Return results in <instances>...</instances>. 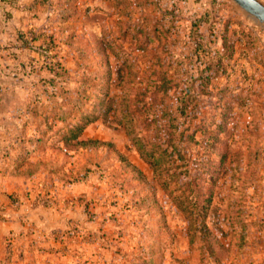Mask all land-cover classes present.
I'll use <instances>...</instances> for the list:
<instances>
[{
    "label": "rangeland",
    "instance_id": "1",
    "mask_svg": "<svg viewBox=\"0 0 264 264\" xmlns=\"http://www.w3.org/2000/svg\"><path fill=\"white\" fill-rule=\"evenodd\" d=\"M26 10L0 61L14 262L264 264V27L228 0Z\"/></svg>",
    "mask_w": 264,
    "mask_h": 264
},
{
    "label": "crops",
    "instance_id": "2",
    "mask_svg": "<svg viewBox=\"0 0 264 264\" xmlns=\"http://www.w3.org/2000/svg\"><path fill=\"white\" fill-rule=\"evenodd\" d=\"M31 1L0 0V61L7 63L12 58L8 52L2 49L15 44V31L21 28L19 26H23V24L18 23L15 16L26 15L28 13L26 9H28V4L30 5ZM8 207H11L8 194L0 192V264H16L7 246L8 236L14 226L13 217L7 210Z\"/></svg>",
    "mask_w": 264,
    "mask_h": 264
},
{
    "label": "trees",
    "instance_id": "3",
    "mask_svg": "<svg viewBox=\"0 0 264 264\" xmlns=\"http://www.w3.org/2000/svg\"><path fill=\"white\" fill-rule=\"evenodd\" d=\"M125 107H127V105ZM126 120L128 121L127 117ZM123 126L126 129L130 126V130L128 129V134H132V139L134 141V145L136 144L137 151L139 152L140 156H142L147 162H149V164L152 165L155 169L156 163H158V159L165 148L161 149V151H158L159 155H154L155 152H157V149L155 148V144L152 142V137L146 139L145 136H143V133H141L143 132L141 131V129L134 132L133 130L137 126L134 122L124 124Z\"/></svg>",
    "mask_w": 264,
    "mask_h": 264
},
{
    "label": "water",
    "instance_id": "4",
    "mask_svg": "<svg viewBox=\"0 0 264 264\" xmlns=\"http://www.w3.org/2000/svg\"><path fill=\"white\" fill-rule=\"evenodd\" d=\"M238 8L247 18L264 27L263 0H228Z\"/></svg>",
    "mask_w": 264,
    "mask_h": 264
}]
</instances>
